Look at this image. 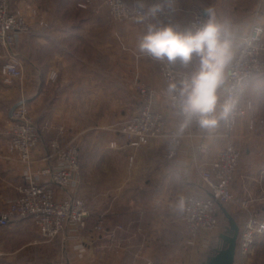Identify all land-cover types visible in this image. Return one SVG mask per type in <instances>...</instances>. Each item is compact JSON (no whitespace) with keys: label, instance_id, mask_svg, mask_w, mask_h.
<instances>
[{"label":"crops","instance_id":"0c3cea01","mask_svg":"<svg viewBox=\"0 0 264 264\" xmlns=\"http://www.w3.org/2000/svg\"><path fill=\"white\" fill-rule=\"evenodd\" d=\"M142 1L148 8L156 3L168 7L166 0ZM257 1L263 7L253 12L251 0H174L171 7L182 12L174 16L183 23L212 8L248 30L257 11L264 21V0ZM86 2V8L79 7ZM11 5L29 18L32 30L17 39L23 79L15 88L0 78V205L16 198L27 178L54 164L46 156L49 141L57 138L80 148V169L70 191L53 186L56 197L83 199L89 217L85 228L71 225L52 241L42 239L32 219L12 218L8 227H0V264H200L209 242L203 235L191 240L176 218L175 202L185 194L208 197L199 170L224 148L223 124L211 137L195 128L196 137L186 138L172 161L165 158V138L138 150L123 148L118 130L140 109L139 84L158 91L156 110L166 130H176L175 118L159 99L158 64L137 49L143 26L112 22L104 0H11ZM52 73L57 74L54 83ZM247 97L255 109L235 130L242 157L232 191L264 220V79L251 81ZM22 101L40 134L30 166L9 155L2 133L10 109ZM250 119L257 122L256 130H249ZM202 143L208 146L203 155L195 149ZM237 213L241 228L246 215ZM100 222L104 231L97 232Z\"/></svg>","mask_w":264,"mask_h":264},{"label":"built area","instance_id":"2783aa9c","mask_svg":"<svg viewBox=\"0 0 264 264\" xmlns=\"http://www.w3.org/2000/svg\"><path fill=\"white\" fill-rule=\"evenodd\" d=\"M88 3L80 4L79 7L84 9ZM140 3L141 0H104V6L113 22L138 23L145 27L146 22L140 23L137 18L145 15L149 8L145 5L141 7ZM164 8L167 14L168 7ZM172 9L177 17L182 16L180 10L173 7ZM33 15L35 16L36 12ZM195 18L203 17L199 13L193 17ZM247 32L252 43L240 49L237 61L233 65V71L238 75L231 81L235 85L239 80L237 87L242 89L237 114L227 125L223 124L221 137L225 140L224 148L214 161L199 170L208 197L185 194L183 196L187 198L186 210L176 213V218L185 224L188 235L194 240L200 235L209 236L217 231L218 205H230L243 211L246 221L239 231L235 264H251L249 259L253 255L255 245L264 236V220L252 212L249 202L240 200L232 191V183L242 157V150L235 143V130L238 123L251 115L255 109L254 102L247 97L251 81L254 78L264 79V21L259 11L255 13ZM29 33L30 26L27 19L20 11L13 10L11 0H0V47L11 52L17 44L18 37ZM157 64L164 91L167 83L177 73L165 64L159 62ZM1 76L2 82L6 85L22 80L23 69L18 59L13 56L6 62L1 68ZM56 80L57 74L52 73L50 81L54 83ZM137 92L140 109L118 130L119 135L125 140L123 148L138 150L153 140L165 138V158L169 161L175 160L184 140L196 137L193 132L195 127L182 135H177L176 130L167 131L164 116L156 110L158 91L152 86L139 84ZM256 127L257 122L250 119L249 130H256ZM3 134L8 140L9 155L20 163L30 166L40 134L34 115L27 104L22 103L16 108ZM202 136L205 138L204 135ZM114 147L116 143L111 144V148ZM195 149L198 154L203 155L207 153L208 146L202 143ZM46 160L54 164L27 178V182L18 189V196L0 209L1 228L8 227L12 218H29L33 220L42 239L52 241L71 225L81 229L86 227V220L89 217L86 202L74 196H66L63 200H59L53 188L56 186L65 193L70 191L73 175L80 169V148L73 143L63 145L57 138L52 139L49 141V154ZM129 162H133V157L129 158ZM95 231H104L102 222L95 227ZM144 264L165 263L159 260H145Z\"/></svg>","mask_w":264,"mask_h":264},{"label":"clouds","instance_id":"9594fccd","mask_svg":"<svg viewBox=\"0 0 264 264\" xmlns=\"http://www.w3.org/2000/svg\"><path fill=\"white\" fill-rule=\"evenodd\" d=\"M166 0L167 14L162 4L149 7L137 20L145 23L138 35L140 54L173 69L174 75L159 99L176 120V134L195 127L208 137L235 118L242 89L231 81L237 77L234 62L244 45H251L247 29L230 18L218 17L209 8L183 23L175 18ZM140 6L143 7L141 0ZM187 198L179 196L175 208L183 212Z\"/></svg>","mask_w":264,"mask_h":264},{"label":"rangeland","instance_id":"374dc122","mask_svg":"<svg viewBox=\"0 0 264 264\" xmlns=\"http://www.w3.org/2000/svg\"><path fill=\"white\" fill-rule=\"evenodd\" d=\"M252 2L249 4V9L251 10V12H253V10H257L258 8L260 9V7H263V6H260V7H257L258 6V4H257V0H251ZM106 8V7H105ZM106 10H107V8H106ZM255 10V11H256ZM107 12H108V10H107ZM24 15V14H23ZM108 15H109V13H108ZM262 15V14H261ZM25 18L27 19V21H28V24H29V26H30V32H31V30H32V24L30 23V21H29V18H27L26 16H25ZM109 19H110V17H109ZM111 20V19H110ZM112 21V20H111ZM113 22V21H112ZM114 23H118V22H114ZM122 23H126V22H122ZM127 23H130V22H127ZM118 24H120V23H118ZM135 24H138V23H135ZM139 25H141V24H139ZM142 26V25H141ZM144 28V27H143ZM28 35V34H27ZM14 56V58L15 59H17V44H16V46H15V48L13 49V50H11V52H9V51H7V50H5V49H3L2 47H0V78H1V80H2V76H1V68H2V66L6 63V62H8L12 57ZM158 72H159V70H158ZM19 82H20V80H18V81H16V82H14L13 84H11V85H8V86H10V87H17L18 85H19ZM143 84H145V83H143ZM146 85H149V86H152V85H150V84H146ZM153 87V86H152ZM154 88V87H153ZM155 89V88H154ZM34 115V114H33ZM34 118H35V116H34ZM35 120H36V118H35ZM37 123V122H36ZM7 125H9V123L7 124ZM6 125V126H7ZM6 126L4 127V128H6ZM4 128L2 129V133H3V130H4ZM1 131V130H0ZM52 140V139H51ZM7 143H8V141H7ZM207 198V197H206ZM13 199H15V198H13ZM13 199H11V200H13ZM11 200H9V201H11ZM9 201H7V202H9ZM6 202V203H7ZM6 203H3V204H1L0 206H2V207H4L5 205H6ZM219 206V205H218ZM220 206H222V207H224V209L233 217V218H235V220H236V218H238V216H237V212H239V213H244L243 211H240L239 209H237V212L236 211H234V210H232L229 206L230 205H222V204H220ZM220 206H219V227H218V229H217V231L214 233V234H211V235H203L204 237V239H205V241H208L209 242V246L205 249V253H204V255H203V260H202V262H200V264H204L205 262H206V260H207V257L208 256H210L211 255V253H212V251L214 250V249H217V248H219L220 246H221V244H222V241H220V235L221 234H224L225 233V231L227 230V228H228V226H229V224H228V221L226 220V217L224 216V214H223V212H222V210H221V208H220ZM1 207V208H2ZM238 220V219H237ZM237 220H236V223H237V225H238V222H237ZM239 226V225H238ZM240 228V227H239ZM261 240V241H260ZM258 242H260V243H258ZM257 245H255V248H254V251H253V255L251 256V258L249 259V261H250V263L251 264H264V236L263 237H261L258 241H257V243H256Z\"/></svg>","mask_w":264,"mask_h":264},{"label":"water","instance_id":"95a60500","mask_svg":"<svg viewBox=\"0 0 264 264\" xmlns=\"http://www.w3.org/2000/svg\"><path fill=\"white\" fill-rule=\"evenodd\" d=\"M22 103L25 102L22 101L12 106L9 112L10 118L12 117L16 108ZM220 208L228 220L229 226L225 233L220 235V239L223 242V247L217 249L216 253L209 257L204 264H235L236 261L237 241L240 228L233 217L224 209V207L220 206Z\"/></svg>","mask_w":264,"mask_h":264},{"label":"trees","instance_id":"16d2710c","mask_svg":"<svg viewBox=\"0 0 264 264\" xmlns=\"http://www.w3.org/2000/svg\"><path fill=\"white\" fill-rule=\"evenodd\" d=\"M233 219L235 220V218H233ZM226 220H227V219H226ZM227 221H228V220H227ZM235 222H236V220H235ZM228 224H229V223H228ZM220 241H222V240L220 239ZM222 247H223V242H222L221 246H220L219 248H217V249H220V248H222ZM217 249H214V250L212 251L211 255L207 257V259H208L209 257L213 256V255L216 253V250H217Z\"/></svg>","mask_w":264,"mask_h":264}]
</instances>
